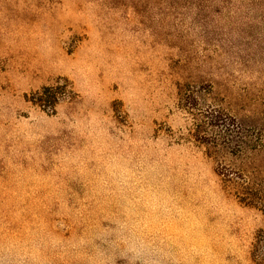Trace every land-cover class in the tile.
<instances>
[{"label": "rangeland", "instance_id": "1", "mask_svg": "<svg viewBox=\"0 0 264 264\" xmlns=\"http://www.w3.org/2000/svg\"><path fill=\"white\" fill-rule=\"evenodd\" d=\"M0 264H264V0H0Z\"/></svg>", "mask_w": 264, "mask_h": 264}, {"label": "trees", "instance_id": "2", "mask_svg": "<svg viewBox=\"0 0 264 264\" xmlns=\"http://www.w3.org/2000/svg\"><path fill=\"white\" fill-rule=\"evenodd\" d=\"M47 92L56 93V87H44L43 91L40 93H37V96H35L34 101H39L41 103H44L45 105L52 106L54 104V101L52 99H46Z\"/></svg>", "mask_w": 264, "mask_h": 264}]
</instances>
